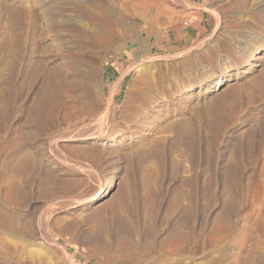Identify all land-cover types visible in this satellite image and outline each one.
I'll return each mask as SVG.
<instances>
[{
  "label": "rangeland",
  "instance_id": "1",
  "mask_svg": "<svg viewBox=\"0 0 264 264\" xmlns=\"http://www.w3.org/2000/svg\"><path fill=\"white\" fill-rule=\"evenodd\" d=\"M140 1L0 0V264H264L259 0Z\"/></svg>",
  "mask_w": 264,
  "mask_h": 264
},
{
  "label": "bare ground",
  "instance_id": "2",
  "mask_svg": "<svg viewBox=\"0 0 264 264\" xmlns=\"http://www.w3.org/2000/svg\"><path fill=\"white\" fill-rule=\"evenodd\" d=\"M138 1H139V3H138ZM136 0V2L138 3V4H140L141 3V5H140V8H142L141 6H143L144 4H145V2H141L140 0ZM146 1V3H147V0H145ZM149 1V0H148ZM238 1V0H237ZM258 1V0H257ZM257 1H256V3H257ZM132 2H133V0H132ZM134 2H135V0H134ZM144 3V4H143ZM150 3V2H149ZM148 3V4H149ZM242 3H244V1L242 2ZM246 3V2H245ZM259 9L261 10V11H264V0H259ZM147 4V5H148ZM151 4V3H150ZM137 5V4H136ZM146 5V4H145ZM144 5V9L146 8V6ZM245 5V4H244ZM150 6V5H149ZM153 6V5H152ZM256 6V5H255ZM148 7V6H147ZM142 8V9H143ZM137 9H138V7H137ZM137 9H136V11H137ZM142 9H141V11L140 12H142ZM147 9V8H146ZM145 9V10H146ZM149 10V7H148V9H147V11ZM258 10V9H257ZM133 11V10H132ZM131 11V12H132ZM135 11V12H136ZM130 12V11H129ZM130 12V13H131ZM134 11L132 12V13H135ZM144 12V11H143ZM142 12V13H143ZM139 13V12H138ZM145 13V12H144ZM97 14H101L100 16H103V11H100V12H98ZM134 15V14H133ZM132 14H131V17H130V21H124V20H122V19H115V20H113V23H114V25L113 26H117V29H118V26L120 27V30H116L115 28V30L116 31H119V33H118V35L116 36V39H118V40H126L127 39V37H128V33L129 32H131V34H130V36H138L137 35V31H136V27L140 24V23H142L141 25H144V20L145 19H147V18H145V15L146 14H139V15H141V17L139 16H133ZM151 15V14H150ZM149 18V17H148ZM108 21H111V20H108ZM153 21V20H152ZM110 23V22H109ZM112 23V22H111ZM110 23V24H111ZM149 27V26H148ZM114 32L115 31H113V34H114ZM111 34V33H110ZM111 36V35H110ZM112 38H113V36H112ZM132 38V37H131ZM136 39V38H135ZM139 41H141V40H139ZM138 41V42H139ZM144 41V40H143ZM264 43V42H263ZM144 44H145V42H144ZM245 44V43H244ZM141 67V66H140ZM139 66H138V64L135 66V68H136V70H139V68H140ZM233 83H235L234 81H232ZM133 83V82H132ZM132 83H131V85H132ZM230 83H231V81H230ZM229 83V84H230ZM233 83H231L230 85L232 86L233 85ZM214 89V88H213ZM215 91H216V94L217 93H219L222 89H220V86H217L215 89H214ZM104 111H105V109H104ZM104 119V118H103ZM254 122V121H253ZM253 122H251V124L253 123ZM187 123V122H186ZM147 124V123H146ZM99 125V124H98ZM188 125V124H187ZM187 125L185 124V122L183 121V120H181L179 117H177V115L176 116H173V117H171L168 121H167V123L165 124V125H163V127H162V125H160L162 128H153V129H151V130H148L147 132H146V135H147V137H146V140H144L142 143H140L139 145V147H138V145H137V149L136 148H134V149H136L135 151H134V149H133V151H134V154L136 155V156H138V157H144V156H151V155H153L154 153H157V152H159V151H161L162 150V148H164L165 146V143L166 142H169L168 140H170L172 137L173 138H175V137H177V139L179 138V136H180V138L179 139H181V136H183L184 135V131L186 130V127H187ZM159 127V126H158ZM189 129V128H188ZM144 130V129H143ZM190 130V129H189ZM187 132H188V130H186ZM185 131V132H186ZM189 133V132H188ZM63 134H66V135H64L65 137H72L73 139H77L76 137H74L73 135H70L69 136V133L68 132H66V133H63ZM100 134V133H99ZM101 135V134H100ZM189 135V134H188ZM91 136V134H89L88 136L87 135H85V134H83V135H79V137L81 138V139H85L86 137H90ZM186 136V135H185ZM184 137V136H183ZM176 139V138H175ZM173 141H175L174 139H173ZM172 141V142H173ZM171 142V143H172ZM112 145V144H111ZM130 152H132L131 150H130ZM121 154V153H120ZM123 156H127L129 153H124V151H123ZM121 154V155H122ZM120 156V155H119ZM122 156V157H123ZM134 156V155H133ZM132 156V157H133ZM121 157V158H122ZM32 166H34L35 168H37L38 167V164L37 163H35L34 161H33V164H32ZM184 171H185V168H184ZM113 181H108L106 184H105V188H104V190H103V192L99 195V197L98 198H96V200L97 199H101V198H110L108 195H110V189L109 188H111V187H113ZM114 185H116V184H114ZM8 189H9V191L8 192H13V189H15L16 188V186H15V184L14 183H9V185H8ZM116 187V186H115ZM114 187V190L116 189ZM203 186H201V188H202ZM203 191V190H202ZM111 193H113L112 191H111ZM150 193V192H149ZM187 194V193H186ZM8 195V194H7ZM225 195V194H224ZM186 196V195H185ZM188 196V195H187ZM184 197V199H186V198H189V197ZM257 196V195H256ZM255 196V197H256ZM258 196H259V194H258ZM257 196V197H258ZM83 198V197H82ZM108 199H106L105 201L104 200H101L100 202H102L103 203V201L105 202V203H107L106 201H109ZM258 199V202H260V200H259V198H257ZM225 201V200H224ZM223 201V202H224ZM99 202V203H100ZM184 202V201H183ZM181 203V202H180ZM97 204L98 203H96L95 205L97 206ZM258 204V203H257ZM102 205V204H101ZM100 205V206H101ZM179 205V204H178ZM186 204H184V203H182V204H180L179 206H177V207H180V208H178L181 212L183 211V210H185V208H186V206H185ZM96 206H94V207H96ZM99 206V205H98ZM260 206H261V204H260ZM225 212V211H224ZM262 214H264V213H262ZM0 215H7L8 216V214L4 211V210H1V214ZM9 215H11V213H9ZM16 215V214H15ZM19 215V214H18ZM17 215V216H18ZM82 215V214H81ZM117 215V214H116ZM21 217V216H20ZM3 218H5L4 216H3ZM2 218V219H3ZM1 219V220H2ZM4 220V219H3ZM6 220H7V218H6ZM8 221H9V219H8ZM3 223H4V221H3ZM1 224V223H0ZM167 225V224H166ZM3 226H5V223H4V225ZM2 226V227H3ZM70 226V225H69ZM10 227H11V225H10ZM10 227H9V229L8 230H10ZM7 228V227H6ZM67 228H69V227H65V229L64 230H66ZM165 228V227H164ZM225 228V227H224ZM228 228V227H227ZM226 229V228H225ZM38 230V229H37ZM165 230V229H164ZM167 230V229H166ZM175 230V229H174ZM11 231V230H10ZM168 231V230H167ZM241 232V231H240ZM160 234V233H159ZM11 235L13 236V234H12V231H11ZM161 236V235H160ZM168 236V235H167ZM3 243V242H2ZM3 255V254H2ZM7 257V256H6ZM8 258V257H7ZM126 264V263H125Z\"/></svg>",
  "mask_w": 264,
  "mask_h": 264
},
{
  "label": "crops",
  "instance_id": "3",
  "mask_svg": "<svg viewBox=\"0 0 264 264\" xmlns=\"http://www.w3.org/2000/svg\"><path fill=\"white\" fill-rule=\"evenodd\" d=\"M193 25H191V28H186L184 31H182V33H181V38H183L184 40L185 39H187V38H190V37H192V34H193V31H194V29L195 30H198V31H200V32H202L203 31V27H201V25H194V27H192Z\"/></svg>",
  "mask_w": 264,
  "mask_h": 264
}]
</instances>
